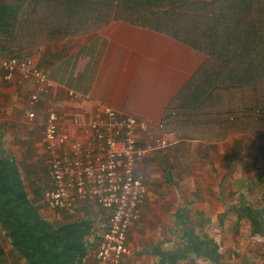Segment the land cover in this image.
Wrapping results in <instances>:
<instances>
[{
  "label": "crops",
  "instance_id": "crops-1",
  "mask_svg": "<svg viewBox=\"0 0 264 264\" xmlns=\"http://www.w3.org/2000/svg\"><path fill=\"white\" fill-rule=\"evenodd\" d=\"M31 1L21 11L14 35L0 37V58L32 57L50 86L31 105L33 80L5 83L0 127L22 128L24 134L25 115L35 112L26 134L17 137L23 145L40 144L45 152L49 108L57 111L61 126L82 111L104 107L144 119L142 144L155 137L168 142L160 155L152 153L139 165L151 195L128 229L131 253L123 264L220 263L217 240L191 224L244 226L240 234L247 237H241L239 246L250 253L256 240H264V140L248 131L228 130L264 119V10L248 8L249 0H107L112 10L95 28L66 29V1L88 0ZM179 15L207 17L208 26L179 23ZM15 148L0 146V152L18 162ZM174 193L176 202H170ZM26 194L34 203L35 195ZM34 205L54 228L72 226L78 233L83 223H91L87 241L97 238L105 222L106 213L86 218L85 211L98 205L52 210L43 195ZM95 222L101 226L98 232ZM145 222L170 224L178 237L167 241L158 233L148 240L147 233L140 243L137 236ZM87 251L80 259L74 254L78 263L94 264ZM249 257H243L247 264ZM0 264H28L2 225Z\"/></svg>",
  "mask_w": 264,
  "mask_h": 264
},
{
  "label": "built area",
  "instance_id": "built-area-1",
  "mask_svg": "<svg viewBox=\"0 0 264 264\" xmlns=\"http://www.w3.org/2000/svg\"><path fill=\"white\" fill-rule=\"evenodd\" d=\"M28 79L35 84L28 100L34 105L50 86L46 73L32 57L0 58V93L5 83ZM25 116L27 124L36 117L33 111ZM146 127L144 119L120 114L110 107L82 111L72 116L69 125L62 126L57 111H47L43 150L49 161L43 199L52 210L71 212L79 204L98 205L105 210L101 233L88 241L89 245L96 243L94 248H88L93 249L94 264H123L131 253L128 229L140 219L143 205L151 195L149 181L139 165L168 142L155 137L142 144L140 135Z\"/></svg>",
  "mask_w": 264,
  "mask_h": 264
},
{
  "label": "trees",
  "instance_id": "trees-1",
  "mask_svg": "<svg viewBox=\"0 0 264 264\" xmlns=\"http://www.w3.org/2000/svg\"><path fill=\"white\" fill-rule=\"evenodd\" d=\"M27 2V0H0V37L4 35L5 38H8L14 35L19 16ZM31 3L38 4L39 0H32ZM65 4L66 9H62L68 17L66 29L75 28L78 25H84L80 26L84 27L83 29H92L88 27L92 24L88 15L81 16L77 19L78 22H75L76 19L73 18V15L79 12L72 8L71 2L66 1ZM75 4L79 5L80 12L87 8V2H75ZM205 8L207 7L205 6ZM248 8L264 10V0H249ZM250 17L258 19L256 16L251 15ZM176 20L179 23L194 21L201 25V29L208 26L207 17L203 16H200L199 20L196 15H179ZM39 99H41V95ZM253 122L254 125L250 127H242L238 123L228 131H248L255 137L264 140V119ZM16 165L17 163L9 154L0 152V225L10 238L12 246L24 256L28 264H80L81 260L79 263L78 260L86 256L87 249L94 248L96 244L94 242L89 245L86 239V236L91 232V223H83L82 232L77 233L75 229L71 228L72 226L54 228L51 223L43 220L38 214L37 207L26 196L24 184ZM74 254L78 255L79 259L76 260Z\"/></svg>",
  "mask_w": 264,
  "mask_h": 264
},
{
  "label": "rangeland",
  "instance_id": "rangeland-1",
  "mask_svg": "<svg viewBox=\"0 0 264 264\" xmlns=\"http://www.w3.org/2000/svg\"><path fill=\"white\" fill-rule=\"evenodd\" d=\"M29 1V0H27ZM28 3V2H27ZM26 3V4H27ZM101 3L103 5H101ZM111 3V2H110ZM107 0H88L87 8L84 11L80 12L79 5L75 4L74 1H71V6L74 10L78 11L79 13L74 16L77 20L78 18L88 15L89 21L92 23L89 27L95 28L98 23L105 20L107 15L112 10V5ZM24 4V6L26 5ZM23 6V8H24ZM94 17V18H93ZM95 20V21H94ZM26 119V116H25ZM27 119L22 123V127L24 128V134L22 128H12L10 130L6 128L0 127V146L5 150H10L12 145L16 146L13 153L15 156L19 155L17 168L20 173V177L23 182V187L25 193L30 195H35V200H41L42 195L47 187V162H48V155L40 150V144H27L23 145L22 141H20V137L26 134V130L29 129L31 124H27ZM32 122V121H31ZM30 122V123H31ZM34 122V121H33ZM32 122V123H33ZM3 131V132H2ZM9 131V133H8ZM6 134L8 136H6ZM3 135V136H2ZM10 138V139H9ZM18 141V142H17ZM11 146V147H10ZM157 150L154 153H162L163 150ZM153 153V154H154ZM152 154V155H153ZM162 166L155 167L154 171H160ZM170 171V170H169ZM150 186V185H149ZM155 194V193H154ZM160 194L162 196L165 195V192L158 193V198L160 199ZM27 196V194H26ZM156 196V195H155ZM37 197V198H36ZM28 198V197H27ZM29 199V198H28ZM170 202H176L175 193L172 194L170 197ZM31 200V199H29ZM37 207V205H35ZM61 210V209H56ZM105 212L102 211L100 207H93L90 210L85 211L86 218H95L98 215L103 217ZM154 218H157V221L160 219L159 215H153ZM148 220V219H147ZM93 222V221H92ZM95 230L98 232L101 228L98 222L93 224ZM160 227V229H159ZM139 233H138V241H141L146 238V234H149L148 240H150L153 236L156 237L158 233L163 238H167L166 240L170 241L174 237H178L175 235V229L172 228L170 224H163L162 226L157 225L156 222H148L140 225ZM190 228L200 229L201 232H205L206 235L210 233L212 235V239L217 240V252L220 255L221 264H247L243 260V257L247 254L250 255V263L249 264H264V240H256L252 246H250V253L243 251L240 245L241 237L246 236V234L241 235V228L244 226H238L237 224H229V225H222V224H212V225H199V224H191ZM193 230V229H191ZM231 234V235H230ZM232 237V238H231ZM236 237V238H235ZM244 238L247 240V238ZM165 241V239L163 240ZM232 245H234L235 249H233ZM226 246V247H225ZM215 260V258H214ZM216 261V260H215ZM218 262L212 261V264H220Z\"/></svg>",
  "mask_w": 264,
  "mask_h": 264
}]
</instances>
